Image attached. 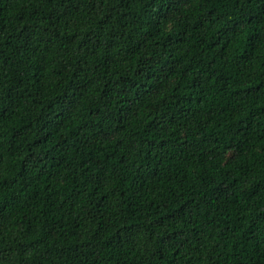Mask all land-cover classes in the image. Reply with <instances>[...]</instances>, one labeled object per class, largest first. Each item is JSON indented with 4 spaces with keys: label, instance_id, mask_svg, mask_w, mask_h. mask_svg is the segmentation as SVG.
Here are the masks:
<instances>
[{
    "label": "trees",
    "instance_id": "16d2710c",
    "mask_svg": "<svg viewBox=\"0 0 264 264\" xmlns=\"http://www.w3.org/2000/svg\"><path fill=\"white\" fill-rule=\"evenodd\" d=\"M0 264H264V0H0Z\"/></svg>",
    "mask_w": 264,
    "mask_h": 264
}]
</instances>
